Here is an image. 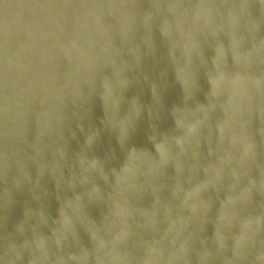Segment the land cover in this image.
I'll return each instance as SVG.
<instances>
[{"label": "water", "instance_id": "1", "mask_svg": "<svg viewBox=\"0 0 264 264\" xmlns=\"http://www.w3.org/2000/svg\"><path fill=\"white\" fill-rule=\"evenodd\" d=\"M0 264H264V0H0Z\"/></svg>", "mask_w": 264, "mask_h": 264}]
</instances>
